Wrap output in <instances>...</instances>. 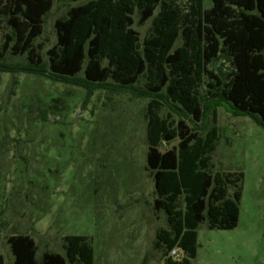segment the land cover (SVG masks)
Returning <instances> with one entry per match:
<instances>
[{
    "label": "trees",
    "instance_id": "obj_1",
    "mask_svg": "<svg viewBox=\"0 0 264 264\" xmlns=\"http://www.w3.org/2000/svg\"><path fill=\"white\" fill-rule=\"evenodd\" d=\"M52 3H0V19L10 28L0 48V73L81 87L88 97L104 90L147 99L146 170L153 209L165 214L167 225L156 232L155 248L165 264H191L200 224L236 228L242 196L241 172H212L217 131L201 134L209 116L224 107L264 129V0H211L209 8L189 0L187 10L169 0H88L55 21L56 43L43 61L34 41ZM134 16L139 26L151 20L142 41L132 28ZM6 54L25 55L26 62L6 63ZM219 61L215 74L209 66ZM8 244L13 264H94L86 236H64L63 254L46 251L39 258L27 235L11 236ZM172 249L184 256L173 259Z\"/></svg>",
    "mask_w": 264,
    "mask_h": 264
},
{
    "label": "rangeland",
    "instance_id": "obj_2",
    "mask_svg": "<svg viewBox=\"0 0 264 264\" xmlns=\"http://www.w3.org/2000/svg\"><path fill=\"white\" fill-rule=\"evenodd\" d=\"M86 1L53 0L34 41L43 61L56 43L55 21ZM169 1L182 10L189 5V0ZM203 1L205 8L211 6V0ZM133 19L142 41L151 20L139 26L137 16ZM9 31L0 19V48ZM5 56L6 63L26 62L25 55ZM221 64L209 68L217 74ZM147 101L104 90L88 97L81 87L0 73L2 264H13L8 238L14 235L31 237L37 258L46 251L63 254L64 236H86L94 264H165L155 235L167 228L166 216L153 209L154 187L146 170ZM212 127L217 131L212 172L243 175L239 219L232 230L200 224L191 264H264V129L224 107L209 116L201 134ZM232 192L229 188L228 197Z\"/></svg>",
    "mask_w": 264,
    "mask_h": 264
},
{
    "label": "built area",
    "instance_id": "obj_3",
    "mask_svg": "<svg viewBox=\"0 0 264 264\" xmlns=\"http://www.w3.org/2000/svg\"><path fill=\"white\" fill-rule=\"evenodd\" d=\"M181 251L179 249H172L170 251V257H172L175 260H178L180 257Z\"/></svg>",
    "mask_w": 264,
    "mask_h": 264
}]
</instances>
